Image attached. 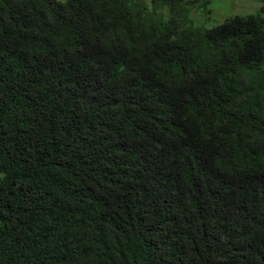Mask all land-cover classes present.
Wrapping results in <instances>:
<instances>
[{
    "label": "trees",
    "instance_id": "16d2710c",
    "mask_svg": "<svg viewBox=\"0 0 264 264\" xmlns=\"http://www.w3.org/2000/svg\"><path fill=\"white\" fill-rule=\"evenodd\" d=\"M259 1L0 0V264H264Z\"/></svg>",
    "mask_w": 264,
    "mask_h": 264
},
{
    "label": "rangeland",
    "instance_id": "374dc122",
    "mask_svg": "<svg viewBox=\"0 0 264 264\" xmlns=\"http://www.w3.org/2000/svg\"><path fill=\"white\" fill-rule=\"evenodd\" d=\"M190 2L191 16L196 28L210 29L222 23L224 19L233 16H246L256 12L261 7L259 0H212L209 14L204 15L198 9L200 0H186Z\"/></svg>",
    "mask_w": 264,
    "mask_h": 264
}]
</instances>
